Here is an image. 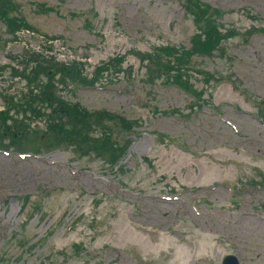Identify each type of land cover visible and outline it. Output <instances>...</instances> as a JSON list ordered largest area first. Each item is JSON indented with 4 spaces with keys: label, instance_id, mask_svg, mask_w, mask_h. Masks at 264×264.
Wrapping results in <instances>:
<instances>
[{
    "label": "rangeland",
    "instance_id": "obj_1",
    "mask_svg": "<svg viewBox=\"0 0 264 264\" xmlns=\"http://www.w3.org/2000/svg\"><path fill=\"white\" fill-rule=\"evenodd\" d=\"M11 1L33 30L14 39L0 21V111L24 90L13 70L25 51L78 62L88 78L114 60L122 72L62 96L116 117L104 124L120 158L0 151V264H264V0H200L233 33L219 55L193 58L222 79L190 71L200 101L143 81L136 55L189 48L180 0Z\"/></svg>",
    "mask_w": 264,
    "mask_h": 264
},
{
    "label": "trees",
    "instance_id": "obj_2",
    "mask_svg": "<svg viewBox=\"0 0 264 264\" xmlns=\"http://www.w3.org/2000/svg\"><path fill=\"white\" fill-rule=\"evenodd\" d=\"M180 4L192 18L196 29L189 48L164 46L154 48L148 54L136 55L144 68L143 81L153 84L156 80H163L188 94L194 101H200L202 92L198 93L194 84L190 83V71L202 76L203 83L207 85L210 81L218 83L222 79L216 74L193 69V58H209L214 53L219 55L223 52V43L233 33L222 32L218 22L223 14L221 11L200 0H180ZM13 11L15 5L11 0H0V21L6 33L15 39L17 33L33 29L22 19L13 16ZM20 57L22 68L20 71L13 70V73L26 84L24 90L5 98L4 109L0 111V151L12 150L20 155H31L50 147H69L81 155L95 153L114 165L120 153L110 138V129L104 123L116 117L88 112L78 104H69L62 93L72 83L94 87L105 74L122 72L118 65L120 63L115 64L114 60H110L88 78L83 74V65L75 61L59 63L53 56L30 50ZM228 81L238 90L235 81ZM246 98L249 99L248 96ZM36 121L42 123L41 128L36 124L33 126Z\"/></svg>",
    "mask_w": 264,
    "mask_h": 264
},
{
    "label": "water",
    "instance_id": "obj_3",
    "mask_svg": "<svg viewBox=\"0 0 264 264\" xmlns=\"http://www.w3.org/2000/svg\"><path fill=\"white\" fill-rule=\"evenodd\" d=\"M222 264H239L236 257L232 255H227L223 258Z\"/></svg>",
    "mask_w": 264,
    "mask_h": 264
}]
</instances>
